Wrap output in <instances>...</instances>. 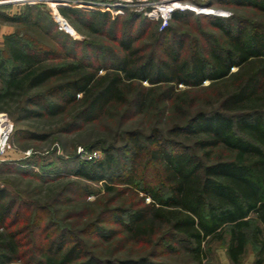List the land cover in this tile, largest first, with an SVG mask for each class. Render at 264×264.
Returning <instances> with one entry per match:
<instances>
[{"label": "trees", "instance_id": "16d2710c", "mask_svg": "<svg viewBox=\"0 0 264 264\" xmlns=\"http://www.w3.org/2000/svg\"><path fill=\"white\" fill-rule=\"evenodd\" d=\"M218 2L264 15V0ZM11 8L0 5V17L37 30L52 48L43 49L22 33L3 38L0 107L20 98L21 119L29 120L56 118L76 105L80 110L74 119L85 126L118 110L131 117L153 112L159 122L145 138L125 133L127 144L121 149L102 140L88 146V151L100 149L105 155L95 165L58 160V168H52L42 163L46 159L22 160L37 167L41 174L30 172L39 181L67 174L103 184L98 199L120 194L116 185L122 184L124 191L136 197L142 194L141 203L129 210H108L106 201L95 213L91 207L97 206L98 199L89 204L91 192L81 188L90 206L83 215L69 214L56 223L36 214L33 224L20 228L29 207L0 188V264H164L155 260V252L134 260L111 255L102 259L76 239L95 238L107 244L121 232L142 247L161 240L163 252H183L188 256L186 264H203L213 243L225 244L231 264L243 262L248 247L254 253L252 264H264V24L235 14L225 19L199 16L218 32V39L202 31L201 42L169 26L152 32L159 54L152 51L142 56L143 47L135 45L153 24L145 18L127 15L121 26L118 19L99 11L61 10L72 24L117 45L116 58L111 48L76 42L58 31L48 13L39 10L42 6H26L9 15ZM190 17L192 13L175 12L172 22L187 25ZM105 54L111 57L108 65L90 61V56L99 59ZM164 122L171 127L162 133L158 126ZM12 123L10 141L18 131ZM180 137L189 146L169 140ZM149 168L158 170L156 186L142 181L141 174ZM75 186L70 183L65 193L72 194ZM31 207L38 211L36 205ZM86 213L79 227L66 223ZM107 214L119 230L102 228Z\"/></svg>", "mask_w": 264, "mask_h": 264}, {"label": "rangeland", "instance_id": "374dc122", "mask_svg": "<svg viewBox=\"0 0 264 264\" xmlns=\"http://www.w3.org/2000/svg\"><path fill=\"white\" fill-rule=\"evenodd\" d=\"M218 1L219 0H183L182 3L184 4L192 5L194 8L198 9L204 8L206 11H203L201 14H196L191 11H183L193 14V17L188 18L187 25L174 24L171 18L164 29L172 26L177 34L184 33L186 36L198 38L202 42V31L205 33L207 32L210 37L215 36L216 39H218V32L208 26L205 21L199 19V16H215L225 19L226 17H230L235 14L247 21L254 22L255 24H264V15L250 9L223 5ZM114 3L115 1H112V4ZM22 8L23 7L20 6H14L8 14H18ZM39 10L46 14L44 8ZM145 10H147V8L129 6L124 9L123 14L115 15L114 12H112V14H106L109 15L111 20L118 19L121 26L122 22L128 19L127 15H139L141 18H145L147 21L153 23L151 24V29L148 31V34H145L143 39L139 41V43H136L135 46L143 47V53H141L143 54L142 56L147 55L148 53L150 54L152 51L158 55V46L156 48V46H153L152 44L154 40L152 32H154V30L156 32H160L164 29L160 28L159 22H156L155 19L148 17V15L145 14ZM205 12H212V14L204 15ZM68 22L80 37L79 40H75L76 42L87 41L96 44L97 47L100 48H111V51L116 54L115 57H119L120 52L117 45L111 43L107 37L97 34L94 35L83 26L72 24L70 21ZM139 23L140 20H138V23L135 25V29L133 30L134 34L136 33V28ZM16 33H22L23 36L25 35L31 42L42 46L43 49L52 48V44L42 37L37 30L31 28L26 29L18 23L8 22L4 18L0 17V46L2 45L4 37ZM95 55L97 56V53H95ZM90 57V61H93L96 66L101 64L108 65L111 58L110 56H107V54L102 55L99 59L95 56ZM86 60H88V58ZM63 62L65 61H61L59 64H63ZM207 84L208 82L205 83V85ZM180 90H184V88L180 86ZM197 104L200 106L201 102ZM23 106L22 101L18 98L14 101L6 102L0 107V115H5L10 122L13 120L15 122L16 130H18L17 134L14 135L11 141L9 138L11 150L8 151L6 156L3 157V161L0 162V188L5 189L7 194L13 200L19 202V204L23 202L30 208L27 209L28 212L24 213L25 217H23L24 220L22 219V222L19 225L20 228L23 224H33L35 221L33 217L36 216V214L37 216H41L40 218H43V221L51 220L56 223L60 220L62 221V219L66 220V218L69 217V214H75L76 216L78 214L83 215V210L88 209L90 206L85 202L86 199L82 196L83 191H81V188H88L90 190L91 195L87 200L89 201V204L90 202H94L95 199L97 200L99 195L103 194L101 193L103 184L89 183L86 180L78 179L72 175L64 174L62 177H59L58 180L56 179L53 181H39L38 179H35L30 172L34 171L39 174L40 172L37 167L25 164L22 160L30 156H32V160L35 162L39 159H46L45 161L49 162L42 161V163L50 164L52 165V168H55L56 166L58 168V160H63L64 162L77 161L80 164L86 163L89 165H95L102 162L105 155L100 149L88 151V146L95 145L102 140L106 142L105 144L121 149L127 144V137L124 135L125 133L136 132L145 138L151 134L152 128H157V124L159 122L153 112L131 117L129 116L130 114L127 115L126 112L118 110L112 111L110 116L103 117L96 124L85 126L76 122L74 119V116L80 110V107L76 105L69 106L62 115L56 118L23 120L21 119L23 118V115L20 113V108ZM27 107L30 108V106ZM19 119L20 121H18ZM0 120H3V118H0ZM74 123L77 127L72 125ZM165 123L166 122L158 126V129H160L162 133H165L166 129L171 127V124L167 125ZM29 133H32L31 135L36 137L31 138ZM184 138L185 137H180L178 139L173 138L169 140H182L181 142H184L181 143L182 145L184 144L189 146V143L185 141ZM78 149H83L84 152L89 154L95 153L96 158L91 161H85L82 159L81 154L78 153ZM123 162L126 163V160ZM141 169L143 170V168ZM141 176L143 177L142 181L144 184H153L156 186L160 182L158 170L156 171L154 168L147 169L146 173L141 174ZM72 182L76 184L73 188V193H65L64 188ZM77 186H79L80 189L77 188ZM116 187H118L116 193L120 194L107 195L99 198L97 200L99 202L97 203V206L95 208L91 207L93 212L95 211L96 213V211L102 210L101 207H99V204L104 205L106 201L108 210H129L136 208L141 203L140 196H142V194H139V196L136 197L134 194L124 191V185L119 184L116 185ZM146 202H149V200L146 199ZM32 205H36L38 207V211H35V209L31 207ZM43 208L45 210L44 212L42 211ZM110 216L112 215L107 214L106 217H104L107 221L101 225L102 228L119 230L117 225L113 224L112 221H108L111 220L109 219ZM86 217L87 213L85 217H74L71 220L66 221V223L77 228L80 224L85 223ZM77 238L81 239L84 244L86 243V246L88 247L87 250L90 253L98 255L102 259L108 258L107 256L111 255L117 260H134L143 256L141 255L143 253L151 254L153 252L158 255V258L155 260L164 264H186L188 259V256L183 252L176 255L166 254L163 252V247L165 245L161 240L155 242L153 246L148 247L134 245L132 242L128 241L126 234L123 232L107 244H104L101 240L95 238L88 239L79 236H77L76 239ZM140 248H143V251L139 253ZM253 254V249L248 247L247 255L245 256L243 262H240L239 264H252ZM203 264H231L225 256V244L213 243L211 251L208 254V259L204 260Z\"/></svg>", "mask_w": 264, "mask_h": 264}, {"label": "built area", "instance_id": "2783aa9c", "mask_svg": "<svg viewBox=\"0 0 264 264\" xmlns=\"http://www.w3.org/2000/svg\"><path fill=\"white\" fill-rule=\"evenodd\" d=\"M112 1H115V3L112 4ZM182 2L183 0H0V5H12L13 7L42 6L55 23L58 31L68 35L73 40H79V35L61 14L62 9L77 8L84 11H99L110 14L114 12L115 15H118L123 14L126 7L139 6L141 8H147L145 14L155 19L156 22H159L160 28L164 29L173 14L177 11H191L196 14H201L203 11H206L204 8H194L192 5ZM209 14H212V12H205L204 15ZM0 116L4 117L8 126L4 137L1 138L0 136V162H2L3 157L11 150L9 138L12 134L13 124L8 121L5 115ZM78 153L81 154L82 159L85 161H91L96 158L95 153L89 154L84 152L83 149H78Z\"/></svg>", "mask_w": 264, "mask_h": 264}, {"label": "bare ground", "instance_id": "6f19581e", "mask_svg": "<svg viewBox=\"0 0 264 264\" xmlns=\"http://www.w3.org/2000/svg\"><path fill=\"white\" fill-rule=\"evenodd\" d=\"M0 118H3V120H4V117L1 116ZM3 120H0V136H1V138L4 137V135L6 134V130L8 128L6 121L5 120L3 121Z\"/></svg>", "mask_w": 264, "mask_h": 264}]
</instances>
